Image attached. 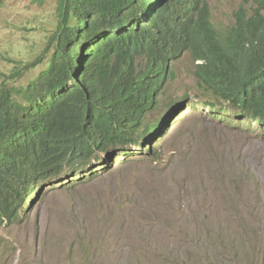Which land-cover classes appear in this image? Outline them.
I'll return each instance as SVG.
<instances>
[{
	"label": "trees",
	"instance_id": "16d2710c",
	"mask_svg": "<svg viewBox=\"0 0 264 264\" xmlns=\"http://www.w3.org/2000/svg\"><path fill=\"white\" fill-rule=\"evenodd\" d=\"M56 4L43 51L0 82V226L19 221L39 184L93 175L94 163L113 153L124 160L136 147L156 157L151 145L175 122L173 113L192 108L186 96L165 108L161 102L185 52L202 92L197 104L264 137V0H242L224 32L206 0Z\"/></svg>",
	"mask_w": 264,
	"mask_h": 264
},
{
	"label": "rangeland",
	"instance_id": "374dc122",
	"mask_svg": "<svg viewBox=\"0 0 264 264\" xmlns=\"http://www.w3.org/2000/svg\"><path fill=\"white\" fill-rule=\"evenodd\" d=\"M206 2L219 32L233 26L242 0ZM56 5H0V82L43 51ZM194 70L189 52L172 64L163 108L185 96L192 108L173 113L157 156L136 147L93 175L39 184L19 221L0 226V264H264V137L197 104Z\"/></svg>",
	"mask_w": 264,
	"mask_h": 264
}]
</instances>
